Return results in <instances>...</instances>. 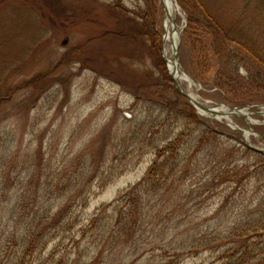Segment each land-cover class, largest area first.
<instances>
[{
    "label": "rangeland",
    "instance_id": "obj_1",
    "mask_svg": "<svg viewBox=\"0 0 264 264\" xmlns=\"http://www.w3.org/2000/svg\"><path fill=\"white\" fill-rule=\"evenodd\" d=\"M209 5L215 11L224 8L225 13L231 9L226 0H209ZM180 6L183 17L177 23L184 26L180 67L196 79L191 86L179 80L183 89L217 110L221 103L264 105V89L247 79V66L232 72L227 69V77L242 83L234 87L215 84L216 65L199 69L201 81L194 76L197 69L189 59L191 48L183 45L188 12ZM121 9L131 20L144 24L142 33L158 30L168 70L162 52L166 12L161 0H0V264L16 259L20 250L16 242L35 211L43 208L53 216L76 221L64 232L67 238L62 248L67 254L74 241L81 239L82 227L137 183L155 158L149 136L130 143L122 138L149 112L144 111L147 105L153 104L157 109L152 112L158 114L160 96L175 97L176 87L172 81L174 89L166 90L168 83L159 79L150 49L153 39L145 36L133 42L121 33L126 28V21L117 18ZM74 47L81 48L83 55L74 52ZM167 49L170 53V44ZM181 96V102L188 100ZM196 112L203 127L222 133V148L247 143L242 131L227 118ZM250 117L259 122L249 124L244 116L231 118L241 128L254 129L250 142L264 148V115L251 113ZM177 119L167 123L171 135L184 126L185 120ZM214 170L203 163L177 194L180 206L175 218L166 219L165 209L161 210L162 217L132 243L112 249L95 232L83 244L92 256L104 250V264H221L213 250L186 251L182 259L172 262L178 254H166L161 243L164 233L181 237L224 230L246 205L257 202H252L257 185H246L243 195L242 187L235 191L231 181H213ZM169 197L165 203L172 208ZM179 223L181 227L175 228ZM153 238L157 243H152ZM152 247L158 249L150 251Z\"/></svg>",
    "mask_w": 264,
    "mask_h": 264
},
{
    "label": "trees",
    "instance_id": "obj_2",
    "mask_svg": "<svg viewBox=\"0 0 264 264\" xmlns=\"http://www.w3.org/2000/svg\"><path fill=\"white\" fill-rule=\"evenodd\" d=\"M178 1L188 12L183 45L184 48H191L189 59L197 69L193 72L194 76L201 81L203 77L199 69L216 65L215 84L221 88L234 87L242 83L227 77V69L232 72L244 65L250 68L247 79L264 89V0H226L227 6L231 7L229 13H225L224 8L221 11L211 9L209 0ZM117 18L126 21V28L121 33L131 41H139L140 37L145 36L153 39L150 49L156 69L160 72L159 79L168 83L166 90L174 89L171 84L173 79L159 47L158 30L153 28L151 33H142L146 31L144 24L131 20L124 9ZM73 50H78V55L84 53L78 47ZM92 56L89 53L90 60ZM181 98L176 89L175 97L160 96L158 114L152 112L157 109L151 107L153 104L147 105L144 111L147 108L150 113L138 118L133 130L122 138L123 142L130 143L139 139L145 141L149 136L155 158L137 183L99 209L82 227L81 239L74 241L67 254L62 248L67 238L64 232L72 229L76 221L65 215L53 216L51 210L43 208L35 211L33 220L16 242L20 247L18 256L7 264H34L35 261L39 264H104V250L92 256L91 249L87 250L83 241L96 232L115 249L119 245L132 243L141 234L143 236L145 229L162 217L161 210L165 209L166 219L175 218L176 209L180 206L177 194L184 190L186 180L194 176L203 163L211 164L215 169L213 181L216 178H219V182L231 181L235 191L242 187L240 193L243 195L247 193L246 185H257L254 190L256 196L252 199V202L254 199L257 202L246 205L240 217L224 230L204 234L198 231L186 236L180 234L181 237L164 233L161 243L165 253L178 254L177 260L172 261L175 262L182 259L181 255L186 251L198 250V254L199 251L213 250L217 252L221 264H264V153L242 142L222 148V133L203 127L192 104L188 100L181 102ZM173 118L185 120L183 128L175 135H171V129L167 126ZM167 195H170L168 200L173 202L172 208L169 202L165 203ZM181 225L179 223L175 228ZM152 243L157 241L154 239ZM51 244L54 247L49 248ZM157 249L152 247L150 251Z\"/></svg>",
    "mask_w": 264,
    "mask_h": 264
},
{
    "label": "water",
    "instance_id": "obj_3",
    "mask_svg": "<svg viewBox=\"0 0 264 264\" xmlns=\"http://www.w3.org/2000/svg\"><path fill=\"white\" fill-rule=\"evenodd\" d=\"M176 1V0H175ZM161 2H163V0H161ZM164 6V5H163ZM164 9H165V6H164ZM165 12H166V16H167V11L165 9ZM172 21L174 23V25L176 26L177 28V21L175 19L172 18ZM184 29V26L180 27L178 30H179V40H178V43L175 45L174 47V51L172 53V58L174 60V62L176 63V67H178L179 71L180 72H183L181 69H180V46H181V33H182V30ZM165 37V35H164ZM162 52L165 56V59L167 60L166 58V55H165V48L163 47L162 48ZM169 69V68H168ZM169 73L171 74L172 78H173V81H174V84L177 88V90L182 93L194 106L195 108L201 112V110L205 111V112H211V113H219L215 106H207L205 104H203L200 100H199V97L198 95L196 94H193L191 92H186L183 87L181 86L179 80L175 77L174 75V72L172 70H169ZM185 73V72H184ZM187 74V73H185ZM188 75V74H187ZM192 78V77H191ZM193 81H196V79L192 78ZM217 107L218 108H224V115L227 116L228 120H229V124L236 128V129H239L242 131V133L244 134L246 140H247V144L253 148L254 150H257L259 152H262L264 153V148H260L258 146H255L253 145L250 140H249V134L251 132H255L254 129L250 128V129H244V128H241L239 127L236 123H234V121L232 120V116H244L245 118H247L249 124L255 122V123H258L259 121L257 120H254L250 117V114L251 113H258V114H261V115H264V105L262 104H256V105H245V106H231V105H228V104H217ZM253 107H257L259 108L258 111H255L251 108ZM260 134V133H259Z\"/></svg>",
    "mask_w": 264,
    "mask_h": 264
},
{
    "label": "bare ground",
    "instance_id": "obj_4",
    "mask_svg": "<svg viewBox=\"0 0 264 264\" xmlns=\"http://www.w3.org/2000/svg\"><path fill=\"white\" fill-rule=\"evenodd\" d=\"M162 4L165 6V9L167 11L166 21H165V37L164 42L166 44L165 48V55L168 62V68L169 70H172L174 72L175 77L180 81H187L190 86L193 85L194 81L193 79L185 74L184 72H180L178 67H176V63L174 62L172 56V53L174 51L175 45L178 43L179 40V26L177 23V28L174 25L172 18L177 21L179 17H183V11L181 9L180 4L177 2V0H163ZM167 44L171 45V52H168ZM181 69V67H180ZM182 70V69H181ZM183 71V70H182ZM200 100V99H199ZM219 113H217V118H227L226 115H224V108L218 109ZM201 113H206L205 111L201 110Z\"/></svg>",
    "mask_w": 264,
    "mask_h": 264
}]
</instances>
